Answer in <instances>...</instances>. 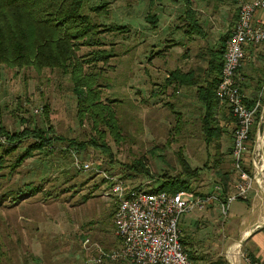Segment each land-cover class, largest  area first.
<instances>
[{
	"label": "rangeland",
	"instance_id": "rangeland-1",
	"mask_svg": "<svg viewBox=\"0 0 264 264\" xmlns=\"http://www.w3.org/2000/svg\"><path fill=\"white\" fill-rule=\"evenodd\" d=\"M89 4L102 7V15L95 18L104 27L111 23L125 26L122 31L107 29L100 35L106 43L101 47H111L113 55L86 68L88 73L98 72L100 101L115 115L119 134L116 138L105 123L107 109L102 108L99 115L88 107L79 111L69 74L58 68L0 64V123L7 130L51 126L65 142L72 138L86 144L73 148L57 142L49 152L34 151L12 173L8 167L0 171V193L23 187V182L41 186L39 192L23 200L0 204V264H136L130 258L93 260L102 249L119 245L113 216L109 217L115 209L108 192L109 177H121L127 186L140 185L145 190L158 183L156 175L183 173L180 157L191 169L200 168L197 176L189 178L193 191L211 192L225 178L229 190L233 189V127L224 126L207 142L200 123L204 108L196 87L168 85L166 78L176 68L197 70L204 65L206 48L219 46L227 24L237 14L236 0H193L204 34L190 37L183 30L182 3L89 0ZM153 13L157 18L150 22L147 15ZM170 14L175 16L172 21ZM260 102L264 105V90ZM226 109L224 103L220 105L218 125L223 119H233ZM0 136V144H5L6 134L0 132ZM92 140L102 149L90 144ZM19 151L4 155L7 163ZM138 161L145 164L151 177L132 175L125 168ZM86 163L89 168L82 167ZM253 186L264 189V170L260 184ZM239 204L246 207L245 201ZM194 212L183 214V219ZM180 226L185 247L190 230L183 223ZM212 226L211 222L208 227ZM218 230L221 235L220 226ZM258 232V237H264V226Z\"/></svg>",
	"mask_w": 264,
	"mask_h": 264
},
{
	"label": "trees",
	"instance_id": "trees-1",
	"mask_svg": "<svg viewBox=\"0 0 264 264\" xmlns=\"http://www.w3.org/2000/svg\"><path fill=\"white\" fill-rule=\"evenodd\" d=\"M170 2L183 4L182 14L186 18L183 30L187 36L190 37L195 33L204 34L197 21L193 0H170ZM101 13L102 7L100 5L91 6L89 0H0V64L12 68L32 66L38 70L46 67L58 68L63 73L69 74L73 94L80 106L79 111L88 107L91 109V113L99 115L102 108L107 109L105 123L117 138L119 124L115 115L109 107H105V104L100 101L97 87L99 84L96 83L98 72H86V68L97 62L107 61L113 55L111 47L110 50L101 47L106 43L100 35L107 29L122 31L125 27L114 23H111L109 28L104 27L99 19L95 18L101 16ZM154 18H157L154 13L151 16L147 15L150 22ZM228 35L223 36L219 46L209 47L206 50L205 63L198 66L197 70L183 71L176 68L166 78L168 85L174 83L196 87V96L204 108L200 123L207 142L214 139L222 130L216 117L219 100L216 97L215 89L219 81ZM81 46L96 48L81 51ZM254 101L248 105H252ZM44 108V112H46L47 107L44 106ZM0 132H4L7 137L6 143L0 144V171L8 167L9 173H12L24 159L32 156L34 151L45 149L49 152L51 149L48 148L57 142L66 143V146L73 148L86 146L84 142H77L72 138L65 142L63 137L54 133L51 126H25L9 131L0 123ZM254 132L255 128L250 134L251 138H253ZM90 144L101 147V149L103 147L93 140L90 141ZM18 148L20 151L17 156L7 163L4 157L11 155ZM179 159L183 166V173L164 172L156 175L155 179L158 183H154L152 187L145 190L149 192L163 190L171 193L179 190L193 191L189 178L197 176L200 168L191 169L183 159L180 157ZM125 168L132 175L147 174L149 177L152 176L145 164L140 161ZM22 185L23 187L19 186L16 189H7L1 192L0 204L9 199L12 200V203H16L25 199L28 194L33 195L35 192H39L41 187L31 181L23 182ZM221 187L224 196L229 193L226 178L222 181ZM135 188L143 189L140 185ZM113 213L114 210L109 214V217H112ZM181 242L183 243L182 238ZM187 253L195 263L194 253L188 251ZM203 264H229V261L223 254H218L214 258L206 259Z\"/></svg>",
	"mask_w": 264,
	"mask_h": 264
},
{
	"label": "built area",
	"instance_id": "built-area-1",
	"mask_svg": "<svg viewBox=\"0 0 264 264\" xmlns=\"http://www.w3.org/2000/svg\"><path fill=\"white\" fill-rule=\"evenodd\" d=\"M236 2L237 18L226 40L215 89L217 99L226 104L235 119L231 150L237 179L234 191L224 198L221 185L215 184L208 193L191 190L149 192L127 186L121 177H109L112 181L108 192L115 203L112 221L119 245L112 250L102 249L93 260L101 261L109 257L130 258L136 264H196L181 242V215L215 202L219 203L221 212L225 214L231 201L246 197L255 183L260 184L264 170V105L260 102V96L264 85L253 104L248 105L236 72L245 58L244 46L264 41V26L255 19L257 12L264 11V0ZM82 167L89 168V164ZM246 259L251 261L247 255ZM253 264L261 263L254 261Z\"/></svg>",
	"mask_w": 264,
	"mask_h": 264
},
{
	"label": "crops",
	"instance_id": "crops-1",
	"mask_svg": "<svg viewBox=\"0 0 264 264\" xmlns=\"http://www.w3.org/2000/svg\"><path fill=\"white\" fill-rule=\"evenodd\" d=\"M174 17V14H170V21ZM181 17L184 18V14ZM236 18L237 14H233V21L231 20L233 25ZM255 19L264 26V11L257 12ZM197 21L200 24V20L198 19ZM230 24H227L229 27L224 34L230 33L233 27ZM244 50L245 58L237 69L236 77L248 104L252 103L258 96L264 85V41L258 44H246ZM221 104L223 103H218L217 113L219 114ZM226 112L230 116L229 118H233L229 110L227 111L226 109ZM234 125V118L229 122L223 119L220 123L222 129H224V126L228 129L234 128ZM236 180L235 173L233 189L229 193L234 191ZM263 196L264 189L262 190L260 187L256 189L253 186L246 197L231 201L225 214L221 212L219 203L215 202L203 208H194L191 211L195 210L196 212L187 214L184 219L181 215L179 219L180 236L182 234L181 223L190 230L185 241V250L194 253L195 260L200 262V264L206 262V259L216 257L218 254H223L229 264H253L254 261L264 264V237H258L260 233L258 230L264 226ZM239 201H245L246 207L239 204ZM211 222L213 223V229L208 227ZM217 222L219 223L217 224ZM218 226L223 231L221 235L219 234ZM246 255L251 257V261L246 259ZM201 256H204V258H201Z\"/></svg>",
	"mask_w": 264,
	"mask_h": 264
}]
</instances>
